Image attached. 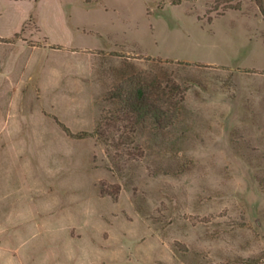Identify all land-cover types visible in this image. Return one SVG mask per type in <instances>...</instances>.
<instances>
[{
	"label": "rangeland",
	"instance_id": "374dc122",
	"mask_svg": "<svg viewBox=\"0 0 264 264\" xmlns=\"http://www.w3.org/2000/svg\"><path fill=\"white\" fill-rule=\"evenodd\" d=\"M0 264H264V0H0Z\"/></svg>",
	"mask_w": 264,
	"mask_h": 264
},
{
	"label": "trees",
	"instance_id": "16d2710c",
	"mask_svg": "<svg viewBox=\"0 0 264 264\" xmlns=\"http://www.w3.org/2000/svg\"><path fill=\"white\" fill-rule=\"evenodd\" d=\"M151 98L150 85L146 87L140 82L136 83L134 80L130 81V84L129 82H124V85H120L109 92L108 99L115 106V110L111 112V118L116 119L118 122L123 118L134 127L138 128V126H141V129L161 130L165 128L166 124H170L175 115L169 116L159 106L154 105L151 102ZM102 124L103 118L100 119L97 128L93 132L96 137L103 136ZM126 145L133 146V143L129 142ZM110 146L115 147L117 150L120 144Z\"/></svg>",
	"mask_w": 264,
	"mask_h": 264
}]
</instances>
